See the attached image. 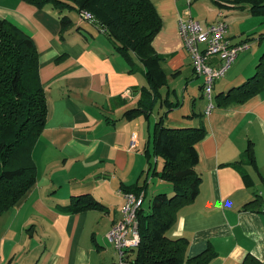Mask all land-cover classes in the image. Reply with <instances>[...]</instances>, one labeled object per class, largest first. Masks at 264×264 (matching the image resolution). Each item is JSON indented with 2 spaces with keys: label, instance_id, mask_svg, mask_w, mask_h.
Instances as JSON below:
<instances>
[{
  "label": "crops",
  "instance_id": "obj_1",
  "mask_svg": "<svg viewBox=\"0 0 264 264\" xmlns=\"http://www.w3.org/2000/svg\"><path fill=\"white\" fill-rule=\"evenodd\" d=\"M152 1L162 20L152 44L165 57L167 84L147 119L143 114L126 116L148 84L145 68L136 57L132 67L102 27L51 3L40 8L25 0H0V18L12 21L36 43L49 110L32 148L37 181L0 216V264H118L107 232L123 216L124 187L146 182L145 202L158 192L173 194L170 183L152 174L154 168L162 169V159L146 154L152 149L154 124L171 105L164 117L167 125L206 129L195 166L201 177L199 193L180 211L171 236L189 239L191 257L209 247L215 250L208 264H243L248 254L264 264V92L206 113L203 79L192 67L179 32L180 17L193 16L204 24L234 18L229 36L255 39L216 82L215 91L225 94L256 73L264 50V16L253 15L248 7L219 8L211 0ZM64 17L71 26L63 28ZM247 17L258 19L259 25L237 30L238 20ZM258 30L259 37L250 35ZM251 141L258 170L245 167L253 179L248 185L228 164L240 159ZM83 194L94 196L106 209L60 210ZM251 201L253 206L244 208Z\"/></svg>",
  "mask_w": 264,
  "mask_h": 264
},
{
  "label": "trees",
  "instance_id": "obj_2",
  "mask_svg": "<svg viewBox=\"0 0 264 264\" xmlns=\"http://www.w3.org/2000/svg\"><path fill=\"white\" fill-rule=\"evenodd\" d=\"M37 7L53 4L58 10H83L94 15V23L102 27L116 41L117 51L133 67L138 58L145 68L148 84L141 87L138 106L126 112L127 117L143 114L150 118L154 105L161 97L160 88L167 84L163 68L165 57L152 44L162 28V20L152 0H25ZM219 8H249L256 16H264V0H211ZM63 28L72 25L69 18L62 19ZM39 52L31 35L6 18H0V216L16 205L37 181L38 168L33 149L46 126L48 106L45 88L40 77ZM133 70V69H131ZM264 92V50L256 73L242 85L227 93H218L216 107H230L244 103L250 97ZM172 104V103H171ZM169 110L154 124L148 159H162L161 170L153 175L172 185L173 194H155L148 206L138 212L139 246L132 251L134 264H208L217 253L211 247L189 256V239L173 237L171 231L183 207L193 203L200 189L201 177L196 170L200 160L198 144L206 135L203 125L171 127L165 118ZM253 142L240 159L229 163L237 168L246 184L253 183L245 167L256 164ZM264 180V176L260 174ZM148 184L143 182L125 191L146 197ZM257 200V199H256ZM254 200V201H256ZM255 202L244 205L250 208ZM90 209H106V205L89 194L74 197L60 210L68 213ZM262 211V208L261 210ZM243 264H261L248 254Z\"/></svg>",
  "mask_w": 264,
  "mask_h": 264
},
{
  "label": "built area",
  "instance_id": "obj_3",
  "mask_svg": "<svg viewBox=\"0 0 264 264\" xmlns=\"http://www.w3.org/2000/svg\"><path fill=\"white\" fill-rule=\"evenodd\" d=\"M188 13L191 14L190 10ZM81 17L83 20H94V15L86 10H83ZM228 27L229 23L226 19L206 24L193 16L179 19V32L184 48L192 58V67L196 74L202 77L204 93L210 100L206 113L213 112L216 107L213 91L216 82L225 76L239 55L248 51L252 45L249 39L233 42L229 36ZM132 146H135V141ZM122 192L125 197L123 216L113 224L107 232V237L117 250L118 264H134L131 258L132 251L141 241L140 232H138V212L145 203V195L125 190ZM262 212L264 213V207Z\"/></svg>",
  "mask_w": 264,
  "mask_h": 264
},
{
  "label": "rangeland",
  "instance_id": "obj_4",
  "mask_svg": "<svg viewBox=\"0 0 264 264\" xmlns=\"http://www.w3.org/2000/svg\"><path fill=\"white\" fill-rule=\"evenodd\" d=\"M74 16L76 15H78V13L77 12H73L72 13ZM240 14H243V13H240ZM240 14H238V15H240ZM250 16H251V14H250ZM229 20H230V17H229ZM235 19L233 18V19H231L230 20V22H228V23H230V24H236V22L234 21ZM262 22V21H261ZM238 23H241L238 27H236L237 28V30L238 29H240V30H242V29H252L253 27H257L258 25H259V23H260V21L258 22V19H254V18H252V17H247L246 18V20H245V18H242V19H240V20H238ZM229 27H230V25H229ZM229 33L231 34L232 32L230 31V29H229ZM256 33H257V35H258V37H259V35L261 34L260 33V31L258 30L257 32H255L254 34H250L251 36H255L256 35ZM229 34V35H230ZM248 34H243V38H245L246 36H247ZM248 37V36H247ZM239 39H241V37L240 36H233V38L231 39V40H233V42H240V41H242V40H239ZM246 39V38H245ZM239 40V41H238ZM255 39H251V38H249V41H250V43L251 42H253ZM254 47H259V45L256 43V46H254ZM242 54V53H241ZM222 78H224V77H222ZM222 78H220V79H222ZM219 79V80H220ZM215 89L216 88H214V104L216 105L217 104V98H216V96L218 95L217 93L218 92H216L215 91ZM203 94H204V97L206 98V100L208 101V103H210V100H209V98L205 95V93H204V90H203ZM207 103V104H208ZM193 115V114H192ZM192 115H190V116H192ZM190 116H188V117H190ZM187 117V116H186ZM146 199V198H145ZM150 200H151V198L149 199V200H146V202L144 203V205L145 206H148V204H149V202H150Z\"/></svg>",
  "mask_w": 264,
  "mask_h": 264
}]
</instances>
